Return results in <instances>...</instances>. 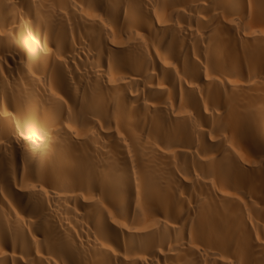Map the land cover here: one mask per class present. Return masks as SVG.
Instances as JSON below:
<instances>
[{
  "label": "bare ground",
  "instance_id": "bare-ground-1",
  "mask_svg": "<svg viewBox=\"0 0 264 264\" xmlns=\"http://www.w3.org/2000/svg\"><path fill=\"white\" fill-rule=\"evenodd\" d=\"M0 264H264V0H0Z\"/></svg>",
  "mask_w": 264,
  "mask_h": 264
}]
</instances>
